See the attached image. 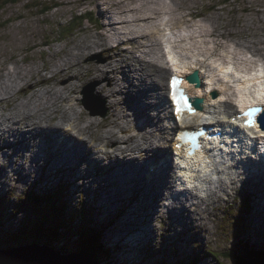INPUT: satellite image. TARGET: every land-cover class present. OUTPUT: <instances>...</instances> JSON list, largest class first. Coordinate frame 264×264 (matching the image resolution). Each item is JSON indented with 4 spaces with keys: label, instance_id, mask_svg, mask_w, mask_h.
Masks as SVG:
<instances>
[{
    "label": "rangeland",
    "instance_id": "obj_1",
    "mask_svg": "<svg viewBox=\"0 0 264 264\" xmlns=\"http://www.w3.org/2000/svg\"><path fill=\"white\" fill-rule=\"evenodd\" d=\"M158 2L163 4L165 0H16V2H9L5 5H3L4 2L0 0V4L3 5V7L0 8V77H5L8 71L14 70L16 67V65H14L15 62H22L18 64L26 66L28 63L31 64L30 62L33 60L32 66L38 65L41 61L43 62L40 66L38 65V74L49 73L46 75V77H49L57 71V67L53 62H57L61 59V56L64 55L61 51L66 50L68 52L74 47V43H80L78 40L86 41L87 39H92V36L99 37L100 40L96 39L99 43L100 41L103 42L106 38L105 34H107L106 29L112 32L113 40H115L114 35L116 30L120 29L123 31V24L128 22V20H121L123 15H125L124 13L129 11L128 13H130L132 17L138 16V19L141 11H143V13H152L154 16L157 13H161L164 7L159 5ZM113 3H119L116 5V9L113 8L114 6H111ZM129 4L131 6H128ZM168 4V7L174 11L176 17L182 16V25L179 26L176 22L174 24L175 28L183 29L185 26H191V28L192 26L200 27V22L203 21V28L200 27L198 31L204 32L201 30L207 28L208 25V32H210L211 37H207V39L214 44L213 53L216 55L218 53L217 56L226 57L225 55H227V58H231V56L235 54L234 57L236 61H239L238 63L242 66H249V62L252 59L263 58L259 53L257 54V52H254L256 56L252 54L254 56L246 60L243 56L246 55V57H248L251 55V53H249L250 55L244 54L246 53V46L251 43L250 41L256 43L259 41L264 42V0H168ZM124 5L130 8L127 12L122 10ZM84 12L87 13L86 16H88L89 19L81 23L80 17ZM188 13L192 14L190 20L187 19ZM107 14L112 15L115 20L119 19L116 29L111 26L106 27L103 24L109 21V18H106ZM138 19L133 18L134 21L132 22L136 23L139 21ZM76 23H78V26L75 25ZM212 30L215 32L214 34ZM216 33L222 35H217ZM153 36L155 37V33ZM113 40L111 39L110 42L114 43ZM138 40L144 41V39L141 38ZM71 41L73 42L71 43ZM65 42L67 43L65 44ZM133 42L134 43H131V48H127L126 44L124 46L122 45L120 49L133 50L135 55H140L142 48H140L138 46L139 44L134 40ZM117 47L118 46H116V49ZM258 47H260V44H258ZM97 48H99V44ZM97 48L90 54L84 55L83 58H79V62H86L96 57L99 62H104L108 55L106 52V57L103 52L97 53ZM111 48L112 47L105 48L104 51ZM229 49H231V52L233 49L234 53L229 52ZM242 51L245 52L243 53ZM227 52L229 54H227ZM95 53L97 54L93 55ZM22 59H24V61H22ZM94 61L97 62L95 59ZM110 61L114 62V57H112ZM76 64L77 60H72V62L68 64L71 68L70 73L74 71L77 76H80L79 73L85 71V76H81L77 84L81 89H85L87 94L92 92V94L95 95V97H90L92 101L94 100L93 103L95 107L92 109L85 108L86 111L94 118H103L100 114L106 110L107 116L111 104H108L107 101L110 102L112 100L113 94L102 88L106 82H103L102 79L96 80L94 77L86 75L87 66L80 69L78 64ZM89 64H93V60ZM42 69L44 71H41ZM61 73L64 74L62 75ZM65 73L67 72H65L64 69L61 70L59 74H57V79L59 76L64 81H67L68 76L64 77ZM123 74H128V72L125 70ZM61 78L58 80H62ZM34 79L35 77L31 79L32 81L29 80L27 82L31 81V83H33L31 85H35L36 81L34 82ZM43 79L45 80L47 78ZM102 82L101 89L106 92L107 98L103 97V94L97 92V85ZM163 83L166 84V75L163 77ZM37 85L40 84H36L35 86ZM138 85L144 87V84ZM135 87V89H137L138 86L135 85ZM35 88L37 87L31 89L28 85H25L22 91L28 96L33 93ZM91 88L92 91H90ZM149 88L148 86L145 87V89ZM95 92L100 95H97ZM76 96L78 99H76L75 102L81 103V99L84 101L85 95L80 99V93L78 92ZM22 97L24 96L22 95ZM123 100L125 101V98H123ZM14 103V101H10L9 105L12 106ZM127 105L131 107L133 115L129 114V116H131L130 118L132 119L136 111L130 102L123 105L124 110H126ZM5 110L6 107L0 109V124L2 123L0 128L6 127V124L1 118L7 114V110ZM4 120L6 121L8 119L5 118ZM7 124L9 127L13 128L10 122L7 121ZM105 128L106 126L101 127L100 131ZM25 129V126H23L20 132H23L25 137H27L26 135L30 133L24 132ZM45 132L47 133V130ZM11 137L17 139L15 134L11 135ZM22 141L23 140L19 139L17 143L19 144ZM46 141H48L47 138ZM1 148L4 150L0 151V163L2 164L0 166V250L4 248L7 249L8 247L13 248V244L21 242L22 245L29 241L39 242L40 244L50 242L51 237L45 235V230L42 229L48 228L47 224L39 220L44 210L51 209V203L46 202V196H48V194L53 195L55 199L54 203L56 204H60L61 201L65 202L66 209L64 216H69V213H72V211L78 214V216L80 214L79 212H82V214L83 212L85 213L82 215L81 219L76 216V220L73 222L74 226H71L73 229L72 231H67L65 234H60L64 232V230L58 232L61 236L56 239L62 240V243H65L63 248L64 251H75L78 247L77 240L72 242L69 235L76 238L81 223H85V225L90 228L96 227V231L101 229V249L109 253L113 252L112 254L119 260H122L123 257L116 251L117 247L124 245L129 237L133 236V238H135V234L138 233V243L137 245H130L133 248V252L128 254V257L131 258L126 260L127 263L125 262V264H131V261L135 264H160L161 262L163 263V261L167 264H175L181 261L187 262L193 255L198 256V264H237V260L235 261L231 256H223L222 253L228 252L237 257H241L247 249H249L250 252L264 249V213L259 216L260 221L253 219V216L252 219H250L249 216L247 218L248 213L251 215L254 209L252 208L254 193L247 186H243L235 193L233 199L228 202V207H217L212 210L209 219L211 222L210 226L209 224L199 223L189 216H187L189 218L185 223H181L179 217L177 222L173 221L172 217L166 216L163 220L149 223L145 222L138 227V225L133 224V222L132 224L122 223L125 222L124 216L130 214L123 210L122 203L118 204L120 215H122L120 222H118V216L113 215L116 213L114 206L110 205V208H108L112 213V215H110L111 217L104 216L107 210L99 209L98 204L101 202L100 199L104 197V194H110L111 186L99 180L97 181H99L98 184L100 188L97 186L94 182V178L99 177V175L94 165L93 169L90 168V163L87 164V168H85L83 165L84 162H82L81 169L88 170L91 175L88 177L83 175L81 178L75 179L76 176L68 173V168L67 172L64 167L57 170V172L55 169H58L60 165L52 163V167H50L49 161H44L43 164L37 162L36 159L47 157V154L45 156H40L38 147L35 146L28 155L26 167L24 166V172H27L29 169V171L35 169L37 163L40 165V168L37 167V169H35L34 175H39L40 169L41 171L43 169L44 174L40 175L39 182L34 179V184L36 186H33V182L28 181V177L24 176L23 170L21 171L22 176L19 175L18 178L21 179L25 177V179L16 181L10 179L11 174L21 168V155H19V153L15 155V150H12L13 153L7 151V147ZM41 155H44V153L41 152ZM129 157L130 156L121 157V160H123V158L130 159ZM25 160L26 159L23 161L25 162ZM14 161L17 162L15 163ZM3 167H7L8 169L9 175L7 178H5ZM100 169V175H105L106 172L103 171V168ZM55 173H59L62 177V182L59 183V175ZM13 177L15 178L16 175ZM22 181H25L24 184H22ZM66 184L69 186L65 191L61 185L65 186ZM40 185H42V187H40ZM119 190L120 189L116 190L115 194ZM120 192L122 194L123 191L120 190ZM127 194H130V192ZM29 196H35L39 200L33 202ZM118 198L121 197L118 196ZM241 198L243 200L239 202ZM124 202L128 204V209L130 211H134L136 208L139 209L141 206L144 207L141 198L134 199L133 196L130 195L125 197ZM76 203L79 205H75ZM246 204H248V207H246ZM81 206L82 209H79ZM104 207L107 208L105 205ZM222 207H224V205ZM146 210L148 212L147 206H145L143 211L146 212ZM204 211L205 209L202 207L198 213ZM196 215L197 214H195V216ZM107 218H110L112 223L115 221L114 225L101 226L102 222H105ZM49 221H52L51 216L49 217ZM36 223L42 225V228L35 225ZM135 226L139 231L136 233H128L125 236L126 239H120L125 230H129L131 227L134 229ZM80 232L85 233L84 230ZM20 233L23 234L21 235ZM84 238L85 237H83V239ZM97 255L99 256L98 258L95 256V259L99 264H107L111 259L115 258H109L107 255H102L100 253ZM4 263L3 260H0V264ZM118 263L119 262L116 261V264ZM15 264L21 263L16 262ZM246 264L254 263L247 262Z\"/></svg>",
    "mask_w": 264,
    "mask_h": 264
},
{
    "label": "bare ground",
    "instance_id": "obj_2",
    "mask_svg": "<svg viewBox=\"0 0 264 264\" xmlns=\"http://www.w3.org/2000/svg\"><path fill=\"white\" fill-rule=\"evenodd\" d=\"M117 4L113 3L111 6H114L113 8L116 9ZM159 5L162 7L164 6V12L162 10L161 13H157L153 16L152 13H143V11H141L139 19L138 16L132 17L131 14L128 13L129 11L127 12L130 8H127V6L124 5L122 10H125L127 13H124L125 15H123L121 20H128V22L123 24V31L120 29L116 30L114 35L115 40H113L112 32L106 28L107 34H105L106 38L103 42L100 41L99 43L96 39L100 40V38L96 36H92V39L84 40L85 42L78 40L80 43H74V47L68 52L66 50L61 51L64 55L61 56V59L57 62H53L57 67V71L49 77H46L49 73L38 74V65L40 66L43 62L41 61L38 65L32 66L34 60L30 62L31 64L28 63L26 66L18 64L22 62H15V69L8 71L5 77H0V109L6 107L7 110V114L1 117L6 124V127L0 128V151L4 150L1 147H7V151L13 153L12 150H15V155L17 153L21 155V168L11 174L10 179H12V181L25 179V177L21 179L18 178L19 175L22 176L21 171L23 170L24 176H30V179H35V181L39 182V178H36V175H34L35 169L29 171L30 169L28 168L29 170L24 172L28 155L36 146L38 147L40 156H44L41 155V152H45V155L47 154V157L36 159L37 162L43 164L44 161H49V166L52 167V163L54 164L55 161H58L61 164L60 168L64 167L66 172L68 168V173L76 176L75 178L80 176V174H78V164L82 159L89 160L91 169H93V162L98 165L99 169L103 168V171L106 172V174L101 175L97 180L106 182L111 186L110 194H104V197L100 199L101 202L98 204L99 209L107 210V213L104 214V216L111 217L110 215H112V213L108 208L112 205L115 207L116 212L113 215H117L118 222H120L122 215H120L118 204L122 203L123 210L128 214L130 213L128 216H124L125 222H122L124 224H132L133 222V224L138 225L139 227L145 222L147 223L154 219L156 220V217H162L163 212H161L162 209L160 208L161 205L159 199L162 196L168 195L167 192L172 189L175 183L174 180L179 179V175L175 178L167 172L166 175L157 177L148 185L140 183L141 177L146 173V166L148 167L149 165L154 164L153 162L156 160L154 153L148 152V149H151V147H153L152 145L157 141L159 142L160 139L164 137L168 138V130L162 125L163 119H161L160 122L158 121L155 123L153 128L148 127L150 123H152L151 120L154 116V111L152 109L153 101L158 99V101H162L163 104L168 102L163 77L167 72L169 73L170 69L173 71V64L176 62H180L183 65L187 63L188 70L190 68L198 70L201 77V84L197 87L196 91L199 92V96L202 95V91L208 87L205 84V79L208 77V70L211 69L208 64H204V61L207 59L206 57L208 55L211 56V58L215 55L213 53L214 44L207 39V37H211L210 32H208V25L207 28L201 30L204 32L198 31L200 27L203 28V21H199L200 27L192 26L191 28V26H185L183 29L175 28L174 24L176 22L179 26L182 25V16L176 17L174 11L168 7V0H165V3L163 4L159 3ZM128 6L131 5L129 4ZM107 17L109 18V21H106L103 24L106 27L111 26L116 29L119 19L115 20L110 14H107L106 18ZM191 17L192 14L188 13L187 19L190 20ZM133 18L138 19L139 21L134 23L132 22L134 21ZM154 33L155 37L153 36ZM214 33L215 32H213V34ZM216 34L222 35L218 33ZM140 38L144 39V41L138 40ZM111 39L114 43L110 42ZM133 40L139 44L138 46L140 48H142L140 55H135L133 50L120 49L122 45L124 46L126 44L127 48H131V43H134ZM72 42L73 41H71V43ZM250 42L251 43L246 46V53H244L245 51L242 52L247 55L249 53L252 55L255 54L254 52H257V54L259 53L260 56L264 58V42ZM66 43L67 42H65V44ZM98 44L99 48H97ZM258 44H260V47H258ZM116 46H118L117 49ZM108 47L112 48L104 51V49ZM96 48L97 53L103 52L104 55L105 52L107 53L108 56L106 57L105 55L106 60L104 62H99L97 57L94 58L97 62L92 59L93 64H89L92 60L79 62V58H83L84 55L90 54ZM229 50V52H231V49ZM97 53L93 55H96ZM227 54L229 53L227 52ZM234 55H232L233 59L235 58ZM225 56L227 57V55ZM112 57L115 59L114 62L110 61ZM165 57H171V64L169 63L170 69L166 64ZM243 57L245 60L247 58L249 59V56L246 57L245 55ZM263 58L259 61H263ZM72 60H77L80 69L87 66L86 75L94 77L96 80L102 79L103 82H106L102 88L113 94L112 100L110 102L107 101L108 104L111 103L109 106L110 111L107 116L103 118H94L86 111V109H92L95 107L93 103L94 100L92 101L90 99V97H95V95H93L92 92L87 94L85 89H81L77 84V81L80 80L79 78L85 76V71H81L79 73L80 76H77L74 71L73 73H70L71 68L68 64L72 62ZM22 61H24V59H22ZM207 67L209 69H207ZM63 69L67 72L64 75V77L68 76L67 81H64L59 76L58 79L61 78L62 80L57 79V74ZM125 70L128 74H123ZM41 71L44 70L42 69ZM225 72H228V70ZM61 74L63 75L64 73ZM33 77H35L33 81H36V84L40 85H31L33 84L31 83ZM43 78L47 79L44 80ZM29 80L31 81L27 82ZM103 82L98 84L99 86L97 85V92L103 94V97L107 98L106 92L101 89ZM138 84H144V87ZM248 84H250V81H246V84L242 85V88H246ZM25 85H28L31 89L34 87L37 88L34 89L32 94L26 96L22 91L25 88ZM135 85L138 86L137 89H135ZM147 86L150 88L145 89ZM214 90L217 92L214 101L219 98L222 93L225 94L227 92H221V89L218 87ZM90 91H92V88ZM78 92L80 93V99L85 95L84 101L81 99V103L75 102V100L78 99L76 96ZM96 94L100 95L98 93ZM22 95L24 97H22ZM123 98H125V101ZM10 101H14L15 103L10 106ZM128 102L133 105L136 111L134 112L135 116L132 119L130 118L131 116H129V114L133 115L131 107L127 105L126 110H124L123 107V105ZM222 106L224 107L223 110L220 109L215 112L218 114L224 112L227 108L232 107V102L226 100L216 108H221ZM5 118L8 120L5 121ZM134 118H143L144 127L139 128L136 132H131L127 127V124L132 122ZM168 120L170 125L171 119ZM7 121L13 125V128L9 127ZM159 125H161L160 129ZM23 126L26 128L24 132L30 133L26 135L27 137H25L23 132H20V130L23 129ZM104 126H106V128L100 131V128ZM44 129L49 130L47 134H43ZM14 134L17 139L11 137V135ZM39 135L42 136L45 146L44 149L38 144L37 138ZM46 138L48 141H46ZM19 139L23 140L19 143L21 145L17 143V140ZM31 140L33 143L30 144L31 148L28 149ZM100 156L106 158L107 161L99 163ZM128 156H130V162H128V159L126 158L121 160V157ZM24 159H26L25 162L23 161ZM147 162L150 163L147 165ZM1 165L2 164L0 163V166ZM133 167H135L136 173L133 172ZM158 167L163 171L162 167L160 168V165ZM3 169L5 172V178H7L9 175L8 169L7 167H3ZM55 174L59 175V173ZM239 174L240 172L237 174V178ZM14 175H16L15 178L13 177ZM244 178L254 193L252 202V208L254 209L252 214L249 215V218L252 219L253 216V219L260 221L259 216L264 213V166H261L260 171L251 176H245ZM24 182L25 181H22V184H24ZM60 182H62V177L59 175V183ZM68 186L69 185L67 184L65 186L61 185L65 191ZM233 188H235V180L230 179L226 183L222 181L218 183L217 186H209L204 197L199 196L196 191L190 190L185 194L184 205L182 204L183 211L177 210V199L165 203L167 206L164 207L163 211L169 212L170 214L167 216L172 217L173 221L178 222L179 217L180 222L185 223L190 217L199 223L206 224V216L208 215L209 210L214 208V206L221 201L222 194H229ZM118 189L123 191L122 194L120 190L115 194V191ZM128 192H130V194H127ZM169 194H172L171 191ZM129 195L133 196L134 199L141 198L143 203H145L142 204L144 207L141 206L139 209L136 208L134 211H130L128 209V204L124 202L125 197ZM118 196L121 198H118ZM46 202H48L47 199ZM189 203L196 204L192 211L189 208ZM77 204L78 203L75 205ZM104 205L107 206V208H105ZM145 206H147L148 212L143 211ZM202 207H204L205 211L198 213ZM83 214L85 213L83 212ZM195 214L198 216H195ZM70 215L74 218L68 220H70L72 226H74L73 222L76 220V215L71 212ZM114 222L115 221L112 223L110 218H107L105 222H102L101 226H112L114 225ZM83 224L84 223H81V225H79V232L81 230H87V227ZM63 229L64 227L61 230ZM99 232H102L101 229H99ZM70 239L72 242L77 240L78 243L80 238L76 235V238L71 237ZM120 239H124V237L121 236ZM33 244L39 245L40 243L33 242ZM61 244L62 241L58 242L56 245L60 253H62V250L59 248ZM30 245L32 246L29 242L24 243L20 247L28 249ZM14 248L17 247H8L7 249L4 248L2 250H11ZM132 249L133 248L125 242L124 245L117 247L116 251L124 260H128L130 259L128 254L133 252ZM112 253L113 252L110 253L109 258L115 257ZM115 259L116 257L111 259V261L116 264Z\"/></svg>",
    "mask_w": 264,
    "mask_h": 264
},
{
    "label": "water",
    "instance_id": "obj_3",
    "mask_svg": "<svg viewBox=\"0 0 264 264\" xmlns=\"http://www.w3.org/2000/svg\"><path fill=\"white\" fill-rule=\"evenodd\" d=\"M197 79V74H194L192 80ZM0 257V260L5 262L4 264H15L16 262L21 264H98L82 253L61 254L53 248L39 245H30L28 249L17 247L11 250H0ZM246 261L243 264H246ZM255 262L264 264V258H258Z\"/></svg>",
    "mask_w": 264,
    "mask_h": 264
},
{
    "label": "trees",
    "instance_id": "obj_4",
    "mask_svg": "<svg viewBox=\"0 0 264 264\" xmlns=\"http://www.w3.org/2000/svg\"><path fill=\"white\" fill-rule=\"evenodd\" d=\"M2 1L4 2L3 5H5V4L9 3V2H16V0H2ZM3 5L0 4V8H2ZM63 208H64V206H63ZM55 209L57 210L56 213H55V217H54L56 220L54 221L53 225L50 226L49 234L53 238H58L59 236H61L60 234H65V233H67V231H72L73 230L72 227H71L72 224H71L70 220H68V219H71V218H74V217H72L70 215V213H69V216H67V215L63 216L59 208L56 207ZM59 225L60 226H67L65 229H63L64 232H62L60 234L57 231V227ZM83 225H85V223ZM85 226L87 227V230L84 228L85 229L84 230L85 233L84 232L83 233L79 232L77 234L79 236V238H80L78 240V244H79L78 250H81L83 253H86L89 257H92L93 259H94L95 256L98 258V256H99V255H97L98 253H104V254L108 255V257H110L109 256L110 255L109 252L103 251L101 249L102 245L100 244L101 243V238H100L99 232L96 231L93 228H90L87 225H85ZM69 236H70V238L72 237L71 235H69ZM83 237H85V238L83 239ZM29 242H25V243H29ZM55 242L58 243V242H61V241L56 239ZM64 245H65V243L63 242L59 246V248L62 250V252L64 251L63 250ZM65 252H67V251H65ZM255 252H257L258 254L254 253V252H244V254L241 257H239V259L237 260V263L241 264L242 261L245 258H248V257H250V258L256 257L257 259L260 258V257L264 258V249L260 250V251H255ZM233 255L234 254H230V256H233ZM231 258L236 260L237 257H231ZM110 262L113 263L111 260H110ZM191 264H196V262L195 263L192 262Z\"/></svg>",
    "mask_w": 264,
    "mask_h": 264
},
{
    "label": "clouds",
    "instance_id": "obj_5",
    "mask_svg": "<svg viewBox=\"0 0 264 264\" xmlns=\"http://www.w3.org/2000/svg\"><path fill=\"white\" fill-rule=\"evenodd\" d=\"M87 15V13L86 12H84V13H82L81 14V23L82 22H84L85 20H88L89 19V17L88 16H86ZM160 20H162V19H160ZM80 22V21H79ZM76 26H78V23H76L75 24ZM186 33V32H185ZM215 56L213 57V58H211V56H207L206 58V60L204 61V64L206 65V64H208L209 65V67L210 68H215L216 66H217V69L219 68V63L221 62V61H225L226 59H232V58H227V57H223V56H217L216 54H214ZM253 56L252 55H250L249 56V58H252ZM165 60H166V64H167V66L169 67V63L171 64V61H170V58H167V57H165L164 58ZM259 60H261V59H252V63L250 62V64H251V68L253 69L254 67H255V65L259 62V64L261 63V64H263L264 65V58H263V61H259ZM179 65H183L182 63H174L173 64V71L170 69V67H169V69H170V71H169V73L167 72V74H166V84L164 85L165 86V93L167 92V89H169V88H172V84H171V82H172V78L173 77H176L178 80L181 78L180 77V75H179V72H181V67L179 66ZM185 67H187V69H188V64L186 63L185 65H184ZM241 66V65H240ZM207 69H209L208 67H207ZM189 70H193L192 68H190ZM198 71V70H197ZM210 71H212V69H209L208 70V72L207 73H209ZM138 73H139V71H138ZM140 74V73H139ZM198 74H199V72H198ZM181 80V79H180ZM167 87V88H166ZM221 92H224V91H222L221 90ZM227 93V92H226ZM225 93V94H226ZM223 94V93H222ZM224 95V94H223ZM155 101V103L157 102V99L156 100H154ZM154 103V104H155ZM154 104H153V106H154ZM153 106H152V109H153V111L155 110L154 108H153ZM109 111H110V109H109ZM103 114V115H102ZM109 114V113H108ZM107 114V115H108ZM100 116H102V117H104V116H106V110L105 111H103L101 114H100ZM45 130V129H44ZM44 130H43V134H45V132H44ZM40 138H42V136L41 135H39L38 136V140L40 139ZM33 143V141H30V143H29V147H28V149H30L31 148V145L30 144H32ZM19 145H21V144H19ZM42 150V149H41ZM40 153V152H39ZM138 233H137V238H138ZM138 240V239H137ZM31 244L32 245H35V244H33V241L31 242ZM60 252V251H59ZM253 252H255V251H253ZM255 253H257V252H255ZM62 254H68V252H65V251H63L62 252ZM227 254H228V256H230V254H232V253H228L227 252ZM258 254V253H257ZM231 257H237V256H235V255H233V256H231ZM260 258H262V257H260ZM239 259V257H237L236 258V260H238ZM252 259V260H251ZM257 258L256 257H252V258H250V257H248V258H245L243 261H242V263L241 264H243V262L245 261V260H247L245 263H247V262H250V263H254V264H257L256 262H255V260H256ZM235 260V261H236ZM189 264H191V263H189ZM238 264V263H237Z\"/></svg>",
    "mask_w": 264,
    "mask_h": 264
},
{
    "label": "snow or ice",
    "instance_id": "obj_6",
    "mask_svg": "<svg viewBox=\"0 0 264 264\" xmlns=\"http://www.w3.org/2000/svg\"><path fill=\"white\" fill-rule=\"evenodd\" d=\"M171 59V57H170ZM230 70V69H229ZM223 71V70H222ZM176 77L172 78V99L175 102L176 113L177 116L181 114L182 111L193 112L192 106L188 103V98L184 95V93L177 87L180 83ZM262 111L259 107H249L247 109H242L243 116L247 119L245 121V126L252 128L256 126V119L255 117L260 114ZM261 121L264 122V116L260 117ZM260 134L264 136V131H261Z\"/></svg>",
    "mask_w": 264,
    "mask_h": 264
}]
</instances>
